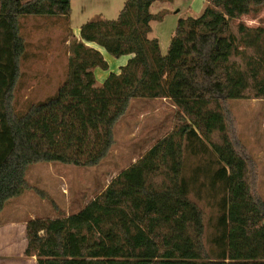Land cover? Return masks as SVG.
<instances>
[{
  "label": "trees",
  "instance_id": "1",
  "mask_svg": "<svg viewBox=\"0 0 264 264\" xmlns=\"http://www.w3.org/2000/svg\"><path fill=\"white\" fill-rule=\"evenodd\" d=\"M156 1L126 0L117 18L84 23L58 91L20 110L16 90L26 51L21 18H65L72 0H0V213L27 188L33 163L99 164L135 98H168L182 112L167 141L121 172L84 209L28 221L25 254L37 256L38 264H264L259 164L228 102L248 97L251 86L264 97V26L241 24L239 36L231 32L233 19L257 13L264 0H206L199 16L179 19L166 54L159 39L149 36L159 17L152 12ZM91 43L114 57L130 55L100 86L95 69L109 70L110 63ZM234 55L246 57V69L232 61ZM218 126L225 134L216 143ZM159 149L164 164L154 156ZM187 151L217 156L198 169L219 207L210 247L204 210L191 198L193 189L200 198V172L191 180L182 174ZM214 163L221 167L213 170ZM168 167L165 180L157 181Z\"/></svg>",
  "mask_w": 264,
  "mask_h": 264
},
{
  "label": "rangeland",
  "instance_id": "2",
  "mask_svg": "<svg viewBox=\"0 0 264 264\" xmlns=\"http://www.w3.org/2000/svg\"><path fill=\"white\" fill-rule=\"evenodd\" d=\"M125 1L72 0L71 11L65 18L52 15H27L21 18V33L26 40V51L22 58V73L16 90L18 109H27L33 103L54 95L58 91L68 76L72 55L71 43L80 39L81 26L100 16L108 19L117 18ZM206 5V0H157L154 2L152 12L159 17L151 22L152 31L149 36L159 39L163 54L168 52L179 19L199 16ZM241 24L249 28L264 26V6L257 13L233 19L231 32L239 36ZM93 46L106 51L97 44ZM246 51L252 53L253 49L247 48ZM112 58L109 70H103L104 74H99L97 77L98 86L104 82L110 71L119 72L120 67L128 62L130 55ZM232 61L242 69L247 67L244 55H234ZM257 94V90L251 86L246 91L248 97L229 99L228 102L238 122L242 139L258 161L259 189L264 197V97H257ZM209 106L218 108L217 102H212ZM181 115L180 108L171 99L135 98L127 114L115 126L116 143L99 164L95 166L62 162L31 164L26 175L27 188L20 196L8 201L0 213V227H4L7 221H9V227H13L11 221L14 219L23 222L35 218H56L81 211L92 200L103 194L121 172L144 159L143 157L153 148L159 147L161 142L167 141L173 130L179 127ZM224 134L218 126L213 133V142H221ZM159 151L154 156L157 162L164 164L165 155L161 149ZM209 153L211 154L185 152L183 176L191 180L198 169L207 166L209 161L217 162V156L212 152ZM219 167L221 164L214 163L211 168L217 170ZM168 171H171L169 167L165 173L159 171L156 180L164 181ZM198 172L200 173L196 185L202 186L200 198L195 193L197 192L195 189L191 193V198L198 201L204 210L206 226L204 242L210 247L212 238L217 232L219 207L217 198H210L208 179L201 175V171ZM191 185L194 187L193 184ZM25 230L26 228L17 230L16 239L13 240L15 244L13 253L19 252L28 242ZM0 240L4 244L7 238L4 235ZM25 255L21 251L20 254L10 257L0 256V263L33 264L30 260L31 256Z\"/></svg>",
  "mask_w": 264,
  "mask_h": 264
},
{
  "label": "crops",
  "instance_id": "3",
  "mask_svg": "<svg viewBox=\"0 0 264 264\" xmlns=\"http://www.w3.org/2000/svg\"><path fill=\"white\" fill-rule=\"evenodd\" d=\"M93 44V43H92ZM94 45V44H93ZM100 49V48H99ZM103 53H104V55H105V57H106V59L109 61V63H110V61L113 59L112 57L113 56H111L110 54H108V52H106V51H103L102 49H100ZM110 55V56H109ZM125 59V58H124ZM96 69H98V70H96ZM95 69V73H96V75H97V77H99V74H104V72H103V70L101 69V68H96ZM33 215H35V214H33ZM25 220V219H24ZM27 220V219H26ZM29 220V219H28ZM9 221H7V224L4 226V227H0V239H2V236H6V238H7V240H6V242H4V244H2V242H1V240H0V256H6V257H10V256H13V255H15V254H20L21 253V251H23V255H25V250H26V248H27V245H28V242L27 243H25L23 246H22V249L19 251V252H15V253H13V250L15 249V244H14V242H13V240L14 239H16L15 238V234H16V232H17V230L19 229V228H26V230H25V233L27 232V223H28V221H23V222H21V221H17V220H13V221H11L12 222V224H13V227H9V223H8ZM16 223V224H15ZM26 256V255H25ZM27 257V256H26ZM25 259H27V258H25ZM37 257L36 256H31L30 257V260H32L33 261V264L35 263V264H38L37 262ZM1 264V263H0ZM8 264V263H7ZM32 264V263H31Z\"/></svg>",
  "mask_w": 264,
  "mask_h": 264
}]
</instances>
